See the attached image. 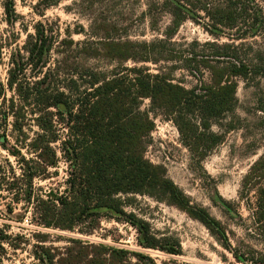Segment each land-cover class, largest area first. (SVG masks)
I'll return each instance as SVG.
<instances>
[{
  "label": "trees",
  "instance_id": "obj_1",
  "mask_svg": "<svg viewBox=\"0 0 264 264\" xmlns=\"http://www.w3.org/2000/svg\"><path fill=\"white\" fill-rule=\"evenodd\" d=\"M41 1L48 3L46 7L54 2ZM227 4L215 14L233 26L249 7L239 9L233 0ZM14 5L15 0H5L4 21L9 27L20 19ZM258 20L255 17L253 24ZM99 28L104 37L77 47L71 35L59 40L51 26L39 21L33 33L26 31L24 44L11 49L17 41L5 36L0 25V63L5 52L12 50L6 83L0 77V150L7 153L5 157L0 154V197H10L9 213L14 212V205H22L41 229L32 235L31 254L37 264H146L139 253L87 238L101 228L103 219L129 218L135 224L133 214L124 210V195H149L171 202L225 236L222 224L206 210L193 213L166 170L148 159V138L156 123L142 105L148 99L151 111L170 118L189 151L204 158L224 141V135L214 133L212 126L236 107V78H248L256 69L236 59L215 65L205 62L211 82L200 80V86L188 88L175 81L178 65L157 72L138 65L160 62L154 57V42L115 39L113 26ZM219 50L221 57L232 54L228 45ZM94 58L118 64L109 73L102 72L88 65ZM128 62L136 66L129 67ZM186 68L195 77L203 70L201 65L187 64ZM61 161L66 165L64 189L44 193L35 181L57 176ZM252 193L253 224L264 238V155L241 183V198L249 199ZM51 229L80 236L66 237L67 244L57 246L49 244ZM29 241L23 234L13 235L6 226L0 227V264L9 249L22 251Z\"/></svg>",
  "mask_w": 264,
  "mask_h": 264
},
{
  "label": "rangeland",
  "instance_id": "obj_2",
  "mask_svg": "<svg viewBox=\"0 0 264 264\" xmlns=\"http://www.w3.org/2000/svg\"><path fill=\"white\" fill-rule=\"evenodd\" d=\"M234 2L239 9L248 6L249 10L230 26L224 16L215 14L228 5L227 0H54L47 7L48 3L41 0H15L14 9L20 19L9 27L4 21L5 0H0L3 34L17 41L11 49L22 46L26 31L33 33L39 21L51 26L59 40L71 35L77 47L82 42L99 41L105 35L99 26L111 25V37L115 39L154 42V57L160 58V62L138 65L151 72L178 65L175 81L188 88L200 86V80L211 82V72L203 68L205 62L215 65L236 59L248 64L251 70L256 69L248 78H236V107L212 126L214 133L224 135V141L204 158L189 151L185 137L170 118L161 111H151L148 99L142 105V110H150L156 123L148 138V159L166 170L167 177L187 197V207L195 214L206 210L222 224L226 237L215 234L201 220L171 202L131 194L122 198L124 210L133 214L135 224L129 218L103 219L101 228L88 239L139 253L146 264H264V238L252 218L254 194L249 199L240 197L243 178L264 155V0ZM255 17L259 20L253 24ZM225 45L231 47L232 54L221 57L219 47ZM11 51L5 52L0 63L4 83ZM87 63L107 73L118 64L105 58L90 59ZM187 64L201 65L202 74L195 77L187 70ZM127 65L133 67L136 63ZM0 154L7 155L3 150ZM65 169L61 161L59 174L36 180V186L44 193L51 188L63 190ZM10 201L9 196L0 197V227L6 226L9 233L23 234L30 241L22 251L9 249L4 264H37L31 254L32 235L41 229L33 224L32 214L24 212L22 205H14V212L9 213ZM49 232V244L57 246L66 245V237L80 236L78 232L63 230Z\"/></svg>",
  "mask_w": 264,
  "mask_h": 264
},
{
  "label": "flooded vegetation",
  "instance_id": "obj_3",
  "mask_svg": "<svg viewBox=\"0 0 264 264\" xmlns=\"http://www.w3.org/2000/svg\"><path fill=\"white\" fill-rule=\"evenodd\" d=\"M228 2L230 1V0H227ZM233 1H237V0H233ZM236 27V26H235ZM235 27H233V28H235Z\"/></svg>",
  "mask_w": 264,
  "mask_h": 264
}]
</instances>
